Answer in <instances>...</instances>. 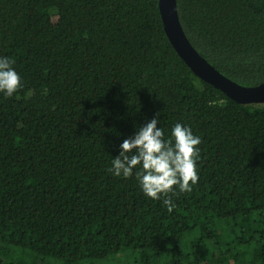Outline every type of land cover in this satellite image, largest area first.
<instances>
[{"label": "trees", "instance_id": "obj_1", "mask_svg": "<svg viewBox=\"0 0 264 264\" xmlns=\"http://www.w3.org/2000/svg\"><path fill=\"white\" fill-rule=\"evenodd\" d=\"M176 6L264 81V0ZM0 264H264V103L196 76L158 0H0Z\"/></svg>", "mask_w": 264, "mask_h": 264}, {"label": "water", "instance_id": "obj_2", "mask_svg": "<svg viewBox=\"0 0 264 264\" xmlns=\"http://www.w3.org/2000/svg\"><path fill=\"white\" fill-rule=\"evenodd\" d=\"M158 8L170 43L196 76L239 103H264V81L253 86L239 84L222 74L194 48L181 26L176 0H158Z\"/></svg>", "mask_w": 264, "mask_h": 264}, {"label": "rangeland", "instance_id": "obj_3", "mask_svg": "<svg viewBox=\"0 0 264 264\" xmlns=\"http://www.w3.org/2000/svg\"><path fill=\"white\" fill-rule=\"evenodd\" d=\"M226 223H227L226 221H221L220 223H218V226L222 225L223 227H225V225H227ZM15 250H17V249H15Z\"/></svg>", "mask_w": 264, "mask_h": 264}]
</instances>
